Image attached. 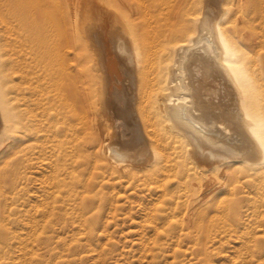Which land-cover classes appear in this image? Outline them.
Instances as JSON below:
<instances>
[{
  "label": "bare ground",
  "instance_id": "1",
  "mask_svg": "<svg viewBox=\"0 0 264 264\" xmlns=\"http://www.w3.org/2000/svg\"><path fill=\"white\" fill-rule=\"evenodd\" d=\"M20 1L0 0V198L8 196L35 229L61 221L54 207L83 222L90 192L100 207L118 211L121 187L130 203L147 199L142 210L152 230L237 240L253 251L231 262H257L264 238V0L59 1L52 13L60 18L67 6L82 32L81 69L40 44L39 0L4 15ZM34 167L45 168L42 179L30 175ZM33 180L41 190L29 189ZM33 242H23L20 264H32ZM2 250L0 243V258Z\"/></svg>",
  "mask_w": 264,
  "mask_h": 264
},
{
  "label": "rangeland",
  "instance_id": "2",
  "mask_svg": "<svg viewBox=\"0 0 264 264\" xmlns=\"http://www.w3.org/2000/svg\"><path fill=\"white\" fill-rule=\"evenodd\" d=\"M31 1L21 0L13 3L15 7L13 10L11 9L12 11L10 10L12 13L5 9L4 15L9 17L13 12L20 9L19 6ZM59 1L65 5L68 3L66 0H48L45 4L43 0H39V4H37L38 1L36 0V4L42 9L40 13L42 19L39 21L42 27L40 30V44L49 46L53 51L64 53L65 66L73 68L76 66V68L81 69L83 65L82 51L84 49L82 32L79 30L80 26L78 25V28L74 22L73 16L68 13L67 6L65 7L66 10H63L64 15L62 17L60 15L62 20L58 18L59 15L56 16L57 2ZM200 4L198 5L199 9L204 7V3L203 6H200ZM46 8L49 11V15L47 14L48 18L45 16ZM53 9L56 15L52 13L54 12ZM240 13L235 17L240 16ZM245 14V12H242L241 16L244 17ZM47 19L48 22H46ZM62 24H64L63 26L67 25V33L61 32ZM254 24L256 25V21ZM258 25L259 21H257L255 27ZM257 28L259 29V26ZM64 34L66 35L64 36ZM21 39L25 46L28 47L30 44L28 42L30 41L25 40L24 37L20 38V41H22ZM61 39L64 40L61 41ZM250 41H248L250 44L247 42L251 46L249 50L252 51L254 47L255 50L253 48L252 53H255L258 49L257 43L255 39ZM23 42L20 43L23 44ZM253 43L256 45L253 46ZM19 46L21 47L19 48ZM19 46V49L16 47L18 52L22 48V45ZM16 71L13 73L15 82L19 80L18 77L20 75V71H18L19 73ZM123 89L127 91L126 87ZM43 171L45 172V168L34 167L29 173L30 175L33 174L32 176L34 177L38 176L36 177L37 179H42L41 177L46 174V172L43 174ZM39 176L41 177L39 178ZM37 181L33 180V184L29 185L31 191L42 189L40 181L39 183ZM94 187L95 185H92V188ZM117 189V193L115 192L116 195L119 193L117 201L123 204V208L118 211L111 210L105 206L100 207L99 200L90 192L88 197L91 200H85L86 209L83 207V211L86 212L84 215L86 218L83 219V222L79 224L77 222L73 223L69 216H65L63 210L54 207V218L62 217L61 221L53 220L49 226H39L35 229H30L28 221L19 217L16 204H10L8 196L3 197L2 195V198H0V243L3 247V254L0 258V264H20L15 256L27 239L34 240L33 244L31 243L34 252L31 255L33 257L32 264H233L231 262L233 256H239V261H245L252 254L250 250L253 251V247L251 245L241 244L237 240L230 243H220L216 239L194 241L186 238L178 228L174 230L161 228L159 231H154L148 227L147 216L142 210V205L144 202L147 203V199L144 200L145 198L142 197L143 201H141V204L138 198L133 196L132 199L134 200L132 201L134 202L130 200V203L127 201L128 191H126L125 195L123 194L125 191L123 188L118 187ZM5 190L11 195L12 193L14 194L12 189ZM35 200L40 206L42 205L43 202L40 198L33 199L34 202ZM139 204L141 205L139 206ZM9 233L10 236L19 234L20 238H14L13 236L10 239ZM180 233L182 235L180 239H177L179 237L177 234ZM212 236H215V234L213 233ZM262 246V254L254 264H264V238Z\"/></svg>",
  "mask_w": 264,
  "mask_h": 264
}]
</instances>
